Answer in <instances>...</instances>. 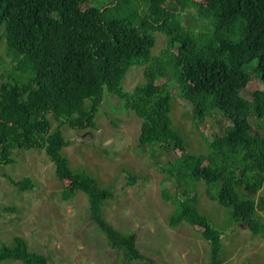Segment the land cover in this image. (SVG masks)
<instances>
[{
  "label": "trees",
  "instance_id": "1",
  "mask_svg": "<svg viewBox=\"0 0 264 264\" xmlns=\"http://www.w3.org/2000/svg\"><path fill=\"white\" fill-rule=\"evenodd\" d=\"M82 1L0 0V28L19 74L0 81V166L13 164L16 150H44L57 178L68 182L63 199L83 192L90 219L109 244L139 259L134 235L121 234L102 216L110 190L70 169L61 153L67 146L61 128L94 129L106 90L141 119L139 150L184 149L170 116L172 96L164 82L169 75L195 109L196 122L204 120L208 103L226 120L221 149L182 156L179 181H203L214 189L209 197L231 209L236 224L263 237L254 199L238 190L264 187V136L254 134L249 122L251 116L264 120V90L254 91L252 101L240 96L250 81L247 68H264V0H109L80 10ZM190 12L207 27H190L185 17ZM155 33L165 36L157 56ZM133 66L145 67L144 82L128 92L123 81ZM48 116L57 123L54 130ZM10 181L22 191L34 188L30 178ZM177 203L169 226L185 222L201 228L210 264H222V233L199 211L196 198ZM8 261L47 264L21 237L0 245V264Z\"/></svg>",
  "mask_w": 264,
  "mask_h": 264
},
{
  "label": "rangeland",
  "instance_id": "2",
  "mask_svg": "<svg viewBox=\"0 0 264 264\" xmlns=\"http://www.w3.org/2000/svg\"><path fill=\"white\" fill-rule=\"evenodd\" d=\"M108 1L83 0L79 9L100 8ZM185 17L192 28L207 27L192 12ZM154 36L152 54L157 56L165 48V36L161 33ZM16 65L7 55L0 28V81L19 75L13 71ZM144 69L133 66L129 70L123 81L126 91L132 92L144 82ZM247 72L250 81L240 96L252 101L254 91L264 90V68L250 66ZM164 82L172 96L171 120L185 139L184 149L152 146L139 150L141 119L106 90L94 129L61 128L67 141L61 153L70 169L86 173L101 188L110 190L112 196L104 203L102 216L121 234L134 235L139 259L132 260L123 250L109 244L90 219L88 198L83 192L63 199L68 182L57 178L44 150H16L12 154L13 164L0 166V245H11L15 237H21L29 251L46 257L47 264H210V248L201 237V228L185 222L171 228L168 223L178 209L177 201L194 197L199 211L222 233V264H264V236H254L244 225L236 224L231 209L212 200L209 194L214 189L203 181H179L182 156L221 149L220 137L226 120L213 103H208L204 120L196 122V111L182 99L177 83L169 75ZM48 117L54 130L57 123ZM249 122L254 134L264 136V120L251 116ZM24 178H30L34 188L22 191L10 181ZM238 193L254 199L257 216L264 222V187L257 192L240 189Z\"/></svg>",
  "mask_w": 264,
  "mask_h": 264
}]
</instances>
